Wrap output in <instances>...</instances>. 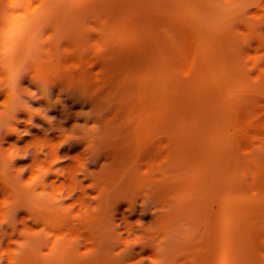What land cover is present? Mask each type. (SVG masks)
Masks as SVG:
<instances>
[{
	"label": "trees",
	"instance_id": "16d2710c",
	"mask_svg": "<svg viewBox=\"0 0 264 264\" xmlns=\"http://www.w3.org/2000/svg\"><path fill=\"white\" fill-rule=\"evenodd\" d=\"M214 249L264 264V0H0V264Z\"/></svg>",
	"mask_w": 264,
	"mask_h": 264
},
{
	"label": "water",
	"instance_id": "95a60500",
	"mask_svg": "<svg viewBox=\"0 0 264 264\" xmlns=\"http://www.w3.org/2000/svg\"><path fill=\"white\" fill-rule=\"evenodd\" d=\"M229 191H231V189H223V190H221V191L218 193L217 198H219V196H220L222 193H224V192H229ZM252 193H255V192H252ZM217 207H218V204H217ZM218 222H219V220H218ZM216 232H217V234H218V232H219L218 226H217V228H216ZM218 239H219V235L216 236V241H218ZM215 254H216V249H214V251H213V253H212V258H211V262H210V264H213L214 259H215Z\"/></svg>",
	"mask_w": 264,
	"mask_h": 264
}]
</instances>
